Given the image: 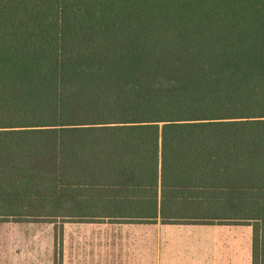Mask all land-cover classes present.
<instances>
[{"label":"trees","instance_id":"1","mask_svg":"<svg viewBox=\"0 0 264 264\" xmlns=\"http://www.w3.org/2000/svg\"><path fill=\"white\" fill-rule=\"evenodd\" d=\"M158 219L264 264V0H0V221Z\"/></svg>","mask_w":264,"mask_h":264},{"label":"crops","instance_id":"2","mask_svg":"<svg viewBox=\"0 0 264 264\" xmlns=\"http://www.w3.org/2000/svg\"><path fill=\"white\" fill-rule=\"evenodd\" d=\"M63 223L198 225L201 227L83 232L79 237L86 240L82 239L80 243H77L80 245L81 253L76 250V242L72 247V253L65 245L64 255L70 258L69 264H251V242L249 236L238 228V225L242 224L161 223L159 219L154 223H114L108 220ZM61 233L60 229V235ZM61 237L63 238L62 235ZM62 244H59L61 246L59 264H62ZM87 247H94L96 252H92L91 248L83 252V248Z\"/></svg>","mask_w":264,"mask_h":264},{"label":"rangeland","instance_id":"3","mask_svg":"<svg viewBox=\"0 0 264 264\" xmlns=\"http://www.w3.org/2000/svg\"><path fill=\"white\" fill-rule=\"evenodd\" d=\"M62 226V228H61ZM231 227V226H229ZM195 229L198 225H163V224H79V223H48V222H17L0 221V264H59V244L63 245L62 264H69L70 258L64 255L65 245L72 253L76 242V250L81 253L80 241L86 240L79 236L83 232L97 231H133L156 229ZM203 228V227H202ZM205 228V227H204ZM250 238L251 226L238 225ZM60 229L62 230L60 238ZM77 236V237H76ZM63 241V242H62ZM96 252L94 247L83 248ZM111 250V249H110ZM112 251V250H111Z\"/></svg>","mask_w":264,"mask_h":264}]
</instances>
